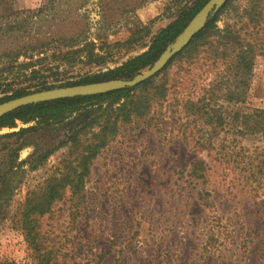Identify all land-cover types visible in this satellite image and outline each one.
Here are the masks:
<instances>
[{
	"label": "rangeland",
	"instance_id": "rangeland-1",
	"mask_svg": "<svg viewBox=\"0 0 264 264\" xmlns=\"http://www.w3.org/2000/svg\"><path fill=\"white\" fill-rule=\"evenodd\" d=\"M195 1L0 0V66L21 49L46 50V60L30 70L39 71L35 78L14 71L0 79V98L78 84L119 67ZM252 1L231 0L216 23L219 31L234 27L256 55L245 104L233 107L218 94L211 103L224 117L264 110V0L253 21ZM77 50L75 62L61 61ZM223 68L203 48L170 63L155 79L165 99L119 127L91 162L80 195L66 189L36 220L41 253L57 264H264V137L226 128L214 150L198 151L209 127L187 113L188 103H208ZM74 118L0 131V264H38L16 221L26 199L60 177L65 162L76 165L90 135L71 142L79 129ZM194 165L203 179L190 178Z\"/></svg>",
	"mask_w": 264,
	"mask_h": 264
},
{
	"label": "trees",
	"instance_id": "trees-1",
	"mask_svg": "<svg viewBox=\"0 0 264 264\" xmlns=\"http://www.w3.org/2000/svg\"><path fill=\"white\" fill-rule=\"evenodd\" d=\"M209 0H196L192 7L183 11L179 17L168 27L159 32L152 40L149 48L142 54L129 59L121 66L94 77L86 78L78 84L68 83L59 88L74 87L93 83L107 82L111 80H131L134 76L151 67L165 51L167 46L182 33L191 19L198 13ZM226 5L210 19L203 31L197 34L188 46L177 54L154 78L136 86L133 89L112 92L105 95L93 97H79L69 100L31 105L14 111L0 119V131L3 129H14L16 123L27 125L60 124L70 120L79 124V129L73 133L71 142L79 144V135H90L87 143L83 146L81 154L76 159V165L65 162L64 172L60 177H51L37 191L31 194L23 206V211L16 221V225L22 231L26 242L37 254L38 264H57L52 261L49 253H41L36 232V220L50 212L51 207L62 199L67 189L72 197L80 195L84 188V178L88 175L91 162L97 157L102 149L115 138L121 125H128L133 120L146 117L153 105L160 103L166 97L164 84H155V79L162 74L170 63L186 55L191 58L203 48L213 64L218 63L224 67L219 78L215 80L213 89L210 91L208 103H188L187 113L197 121H202L204 127H209L207 134L196 142L198 151H212L215 148L219 135L228 128L238 135H260L264 137V110L252 111L250 114L234 113L231 117H224L221 108L211 105L217 98L233 107L244 105L246 102L249 80L254 64L255 48L251 44L244 43L240 32L234 27L226 26L222 31L217 30L216 23L226 10ZM259 0H253L251 12L256 11ZM256 13L250 14L253 21ZM213 39V40H212ZM46 50L42 46L21 49L12 55L4 57L5 62L0 66V79L5 75H11L17 71L16 78L23 77L30 72V77L35 78L39 71H30L35 66L46 60ZM82 50L68 52L61 57V61L73 63ZM90 53V52H89ZM92 58V53L89 54ZM20 58L28 62L18 63ZM36 58L35 61L33 59ZM56 89L53 87H42L41 91ZM26 91H16L10 97L0 98V104L7 100H14L29 95ZM216 94V95H215ZM30 129H22L24 133ZM46 155L44 159L47 157ZM201 165H194L189 171L193 180L203 179Z\"/></svg>",
	"mask_w": 264,
	"mask_h": 264
},
{
	"label": "water",
	"instance_id": "water-1",
	"mask_svg": "<svg viewBox=\"0 0 264 264\" xmlns=\"http://www.w3.org/2000/svg\"><path fill=\"white\" fill-rule=\"evenodd\" d=\"M228 1L229 0H209L203 8L196 13L174 42L167 46L159 59L151 67L140 72L131 80H111L30 94L0 104V119L14 111L31 105L79 97H93L135 88L163 71L168 63L185 49L197 34L203 31L207 22L212 19Z\"/></svg>",
	"mask_w": 264,
	"mask_h": 264
}]
</instances>
